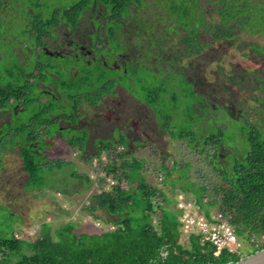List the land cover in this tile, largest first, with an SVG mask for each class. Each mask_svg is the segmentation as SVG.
<instances>
[{"label": "trees", "instance_id": "1", "mask_svg": "<svg viewBox=\"0 0 264 264\" xmlns=\"http://www.w3.org/2000/svg\"><path fill=\"white\" fill-rule=\"evenodd\" d=\"M5 1L12 2L7 6ZM11 1L0 0V24L3 17L5 19L11 17L3 14L6 8L9 7L13 16L17 13V4H21L19 13L24 20L29 21L25 25L26 31H23V34L35 36L37 42L35 45L40 48L45 47L46 40L53 37V32L50 33V30L58 31L62 25H65L66 28H71L72 32L76 31L87 8L98 10V13L99 10L100 13L103 10L105 13L102 16L106 20L109 17L110 23L119 27L115 28L117 29L115 32L112 29L109 34H103L105 35L104 41L100 35H97L101 50L105 54L110 53L105 58L106 67L99 61L95 62L99 64L91 62L77 64L81 66L80 68L91 72H83L79 82L62 81L59 83L63 89L72 92L83 91L84 86H88L86 84L92 85L90 77L88 78L89 74H97V82L91 86V90L87 91L97 93L95 97L91 95L94 98L93 101L86 96L80 100H75L74 94L70 96L71 108L68 110L76 115L75 121L81 117L77 114L80 106L84 104L94 106L101 100L99 97L102 94L107 95L113 89L114 83L110 81V78L114 74L110 72L109 67L113 56L120 54L129 57L131 48L134 47L141 51L148 45L143 39V27L150 29V24L157 27L158 34L156 35L161 36V44L157 42L158 39L153 42L156 45L155 49L158 47L161 50L164 47L165 51H169L170 58L167 63L177 59L182 61L186 59L188 60L186 65L190 64L191 55L205 54L206 50L223 46V43L229 44L230 41L238 38V34L264 36V0H71L76 1L72 6L64 9L56 5L54 6L55 11L48 17L44 16L43 12H39L41 11L40 6H43L44 1L47 2V0ZM143 12L153 18L152 21L149 20L151 23H146L145 19L139 16ZM136 19L142 20L143 24L133 25V20ZM144 23L148 26H144ZM81 25L84 24L81 23ZM129 25L134 28L130 36L124 30ZM166 28H172L173 31L164 33L163 30ZM136 29L138 30L135 31ZM176 37L177 42L183 43L185 51L183 57L179 56L180 53L176 52L173 45L170 49L169 44H172ZM88 39V34L79 35L75 45L80 43L84 46ZM113 42L117 44L114 49L110 48ZM251 47L254 52L264 54V48ZM109 48L110 52H108ZM34 55L37 61L44 58L46 63L51 62V59L46 57L42 51ZM152 56L158 60L162 58L158 57L157 50L153 51ZM99 57L101 55L96 56V58ZM71 60L74 61L75 58ZM154 63L153 67L150 66L151 68L147 62L140 64L151 72L150 69H156ZM74 68L77 69V67ZM163 69L166 67L163 66ZM139 71L137 70L134 76L128 71L125 73L124 77L132 78L127 82L128 92L132 91L131 88L135 81L138 85L142 83L138 76ZM42 72H47V69L42 61H38L26 77L24 85L0 86V109L10 111V108L15 106L27 109L30 105L36 104V108H41L42 111L35 115L31 123L34 121L33 124L36 126L37 124L44 125L48 120L47 108L53 106V100L50 99L48 104H42L39 98L29 99L32 90L34 88L37 90L38 84L44 82L46 78H43ZM54 72L58 77L62 74L61 70ZM117 72L120 75L123 73ZM33 73L36 74L33 75ZM78 73H69V76L75 77ZM183 73L182 82L191 85L192 91L187 93L182 87L180 98L178 99L174 93L171 101L174 103H180L181 100L190 101L193 104L194 113L201 116L199 109L207 110L206 104L208 103L198 91V87L202 86L201 78L193 75L191 71L190 73L183 71ZM46 75L49 76L47 73ZM187 77L200 82L201 85L198 83L194 87L193 82L187 81ZM29 78L32 80L31 83H29ZM48 80L52 84L56 81L55 78ZM95 85L100 87L98 91L93 89ZM256 85L264 95V81L256 77ZM153 91L149 93L152 94ZM53 97L56 102L59 101L56 95ZM256 101L260 105L258 110L262 114V119L259 121L263 124L264 98H258ZM146 105L154 111L153 107L147 103ZM12 110L14 113V109ZM221 110L223 114H226L227 119H222L218 123H212L208 118L201 119L195 129L192 114H188L185 122L189 125V131L185 137L179 139L187 140V145L194 147L195 143H189V141L196 142L201 137L198 149H203L205 146L210 147V165L214 170H219L218 176L223 186L213 192L212 200L208 202H204V198L210 197L205 184L180 186V192L186 197L191 195L195 207H200L207 218L211 216L209 209L219 205L216 214L233 228L241 254L228 253L223 250L218 257H214V247L208 242L202 243L200 237L190 235L182 238L179 220L182 211L177 208L179 201L175 193L176 186L180 185L181 181L170 180L172 170L176 167L169 170L161 166L164 173L161 181L172 192L171 195H167L163 189L154 188L147 183L144 160L134 157L127 143L122 140V143H118L123 147L122 151H114L110 156L108 152H105L110 164L103 167L102 171L105 172V176L99 177V184L95 186L97 190L89 197L87 205L83 208L85 213L101 222L105 228L92 234L76 233L77 225L71 221L58 225L54 230L51 224L43 223L40 225L39 236L30 241L25 238H15L13 229L0 238V264H235L244 258L241 242H247L253 247L250 255L264 250V130L260 125H251L246 114L240 113L238 119L233 120L228 109L220 108L218 104L212 109L213 112L218 111V113ZM41 113H43L42 120L37 118ZM56 115L57 120H67L62 114ZM224 120L228 121L227 125L231 123L230 125L237 127L239 139L245 142L248 148L245 153L240 151V155L236 157H231L235 156L231 154L224 158L222 151L225 148L232 150V147L224 140L226 130L223 128ZM209 124H213L212 129L207 128ZM202 127L206 132L202 131ZM34 139L32 133L22 139L23 144H18L21 148L22 166L27 175L25 184L27 191L40 194L55 192L67 196V192L71 193V190H74L72 186L76 187L78 184L79 186L84 184L86 189L92 188L89 177L76 171L68 173L67 178L61 177L59 173L66 171L65 168L74 164L70 161L45 162V155L42 152L52 145L45 148L44 143H40L41 148H32ZM67 144L70 149L79 154L80 158L86 157L88 142L84 139H71ZM91 147V152L98 153L97 158H99L102 150L108 151L115 145L104 143V146H101L103 149L100 148L95 152L94 147ZM163 159L166 160V157ZM217 161L222 162L216 165ZM189 168V163H186L179 171L183 169L187 175ZM109 177L117 178L115 182L112 181V185H109ZM181 178L184 180V177ZM58 179H62L66 184L60 186L56 182ZM124 183H126V188H124ZM17 219V224L21 223L18 217Z\"/></svg>", "mask_w": 264, "mask_h": 264}, {"label": "rangeland", "instance_id": "2", "mask_svg": "<svg viewBox=\"0 0 264 264\" xmlns=\"http://www.w3.org/2000/svg\"><path fill=\"white\" fill-rule=\"evenodd\" d=\"M76 1L47 0V2L44 1L43 6H40L39 10L41 11L39 12H43V15L48 17L55 11L56 8L54 6L60 5L64 9H67ZM5 2L7 6H9V3L12 1ZM20 6L21 4H17V13H14L13 16L9 7L6 8L3 14L11 17L6 19L3 17V21L0 24V86L2 87L22 86L25 84L26 77L32 72L38 61H42L45 67L47 65L46 59L40 58L38 61L35 59L34 54L38 53L40 50L39 48L34 49L37 43L36 37L23 34V31H26L25 25L29 21L24 20L20 15ZM149 9H151V7H149ZM97 11L88 10L84 13L82 22L84 25L86 24L87 27L83 29L81 26L80 33L77 36L78 38L79 35H89V39L86 41V44H84L88 50H91V46L93 48L97 47V50L100 48V45H97V40L99 38L97 35H100L101 39L104 41L105 35L103 36V34H109V32H112V29L115 32L117 30L115 28H119L117 25H112L110 23L109 17H107L106 20L105 17L102 16L105 13L103 10L101 13L100 10L99 13ZM107 16H109V14ZM139 16H142L146 23H148L149 20H153V18H150V16L144 12L140 13ZM146 23H144V26H148ZM142 24V20H133V25L135 26ZM92 26L95 28H92ZM133 29L134 28L129 25L124 30L125 33L130 36ZM156 29L157 27H153L151 24L150 29L143 27V39L148 45L141 50L142 43L140 47L141 51H138L137 48L134 47L129 51V57L132 62L128 61L125 67L133 76L136 75L137 70H140L138 76L139 79L142 80L141 84L138 85L135 81L132 85V91H130L131 93L129 94L134 99L132 98L133 100H130L129 97H126L122 89L117 88L119 83L126 88L127 82L132 78L129 76L124 77L118 74L116 70L110 69V72L114 74L110 78V81L114 83V87L109 94H112L117 89L116 95L107 97L109 94H102L99 98H102L101 102L103 104L100 105L99 112L96 109L87 108L89 106L82 110L83 116L80 117L82 118L81 125L87 128V130H93L100 128V125L103 123L104 127H106L102 130L104 136L100 137L98 132L91 131V138L89 140L87 133L77 129L69 132L65 131L64 134H62V141L56 143L53 141L52 143L43 144L45 148L52 145L50 150L44 152L45 162L54 163L56 161H70L74 164L73 166L65 168L66 171H61L59 173L61 177L67 178L68 173L76 171L79 174L89 177L92 182V188L86 189L84 184L80 186L78 184L76 187L72 186L74 190H71V193L67 192V196H62L55 192L40 194L26 191L25 183L27 181V175L22 166L19 148L15 145L17 142L23 144V140L21 139L35 131L34 126H31V121L42 109H37L36 104L33 106L30 105L17 116L12 115L13 117L9 118L7 124H5V116L0 118V238H3V236L14 229L15 238H25L29 241L34 240L39 236L40 225L43 223L51 224L54 230L58 225L71 221L77 225L75 230L76 233L92 234L93 232L104 229V225L91 215L85 213L83 208L87 205L89 197L97 190L95 186L99 184V177L105 176V172L102 171L103 167L110 164V160L107 159L105 152L109 153L113 150L122 151V146L118 145V143H122V140H124V134L121 129L124 126H128V124H130L131 127L129 134L133 141L143 144L142 147L139 146V148L137 146L131 150L136 158L144 160L146 167L145 178L149 185H152L154 188L163 189L164 193L167 195L172 194L171 189L161 181L164 176L161 170V166L163 165L169 170H172L174 166L176 167L175 170H172L170 180L181 181V184L176 186L175 193H177L176 198L178 201L181 200L180 202L182 203H191L194 205V199L191 195L186 197V195L181 194L180 186L190 187V184H195L197 186L205 184L210 197L204 198V202L211 201L213 192L218 191L223 186L221 178L218 176L219 170H214L210 165V147L205 146L203 149H198L201 144V137L198 138L196 142L189 141V143H195L194 147L188 146L187 140L179 138L185 137L186 133L189 131V125L185 121L190 113L192 114L194 129L198 123H200L201 119L206 120L208 118L212 123H218V121H222V119H227L225 117L226 114H223V110L219 111V113L218 111H212L217 104L220 108L228 109L232 114L233 120H237L240 113L246 114L251 125H260L261 129L264 130V123L261 124L259 121L262 119V114L258 110L260 105L256 101L258 98H264L263 93L256 85V77L264 81V54L254 52L251 47L260 46L264 48V36H251L245 33L238 34V38L230 41L229 44L223 43V46L206 50L205 54L201 56L193 57V55H191L193 58L187 67L184 63L187 61L186 59L183 61L177 59L176 61L167 63V60L170 58L169 51H165L164 47L161 50L158 47L155 49L156 45L153 41L158 39L157 42L161 44L162 39L161 36L156 35L158 34ZM171 31H173L172 28L163 30L164 33ZM54 34H56V39L60 42L67 41L63 28L54 31ZM177 37L169 46L171 49V45H173L176 52L180 53L179 56L183 57L185 55L183 43L177 42ZM48 44H50L48 50L55 51L54 44H52L51 41H49ZM116 45L117 44L113 42L110 48L114 49ZM231 45L233 47H231ZM23 48H27V50L23 51ZM110 48L108 52H110ZM31 50L33 52H27L28 56L24 62L22 54ZM154 50H157L159 53L158 57H162L160 60L153 58L152 53ZM59 51L62 54L59 57H47L53 60L52 71L61 70V76H55L56 81L52 84L48 79L54 78L50 76L47 77L46 72H42L43 78H46L41 84L51 85L52 87L49 88L53 90L52 94H55L57 96L56 99H59L57 102L54 98L52 99V108L57 110L55 114H62L65 119L73 121L76 115L68 110L71 108L70 96L74 94L75 100H80L83 96H86L93 101V97H95L97 93H88L87 91L91 90V86L97 82V74H89L88 78L90 77L92 85L86 84L90 87L84 86L83 91L72 92L63 89L59 84L60 82H79L83 72L87 73L91 71L77 66V64L82 65L83 60L81 62L76 60L72 61L71 58L65 56L66 52ZM32 53L34 54L32 55ZM98 55H103L107 58L110 53H97V56ZM91 56L93 57V54H91ZM135 60H137L136 64H133ZM145 62L149 64V67H153L152 65L155 62L154 67L156 69H150L151 72H148L149 69L142 65ZM67 66H69V69L77 67L76 72H79L77 76H69V71L63 69V67ZM163 66H165L166 69H163ZM145 68H147V70H145ZM185 69H187V73L191 71L193 75L200 77L202 87L199 86L198 89L204 90V88H206L207 93L210 94L209 97L211 99L207 96L204 97L205 100L208 101L206 104L207 110L199 109L201 116L194 113V108H192L193 104L190 101L181 100L179 101L180 103L171 101V97L174 93L177 95L178 99L180 98L179 94L181 95L182 87L187 93L192 91L191 85L182 82V77L184 76L183 71ZM31 82L32 80L30 79L29 83ZM198 83L200 84V82ZM41 84L38 85L37 90L36 88L32 90L29 99L40 97V103L48 104V102H46L48 98L39 92L44 90ZM93 89L98 91L100 87L95 85ZM150 91L154 93L150 94ZM91 95L93 97H91ZM134 101L144 105L147 103L154 108V111L149 108L151 112H146L143 108L137 106L139 105L138 103L135 105ZM143 114H145L144 118ZM103 115L104 118L102 119L101 116ZM154 116L157 119V123ZM37 118L42 120L43 113L39 114ZM105 119H108V121H105L106 123L104 122ZM94 121H96L95 124ZM227 122V120L223 121V128H226L224 131V140L227 141V145L232 147L233 152L225 148L222 154L224 158L231 154H235V156L231 157H236L240 155V151L245 153L248 148L246 143L239 139L237 127L230 125L231 123L227 125ZM212 126L213 124H209L207 128L212 129ZM39 127L40 126L37 128L39 129ZM156 127L160 131H157ZM49 129L51 131L53 128ZM113 129L114 131L107 136ZM203 130L205 129L202 127V131ZM48 134L51 135L50 133ZM41 136H43L42 132H40V137ZM71 139H84L86 142H92L94 140V143H88L85 158H80L77 152L69 148L67 143ZM150 140H154V143L151 144ZM104 143L115 145V149H109L108 151L102 150L100 157L97 158L99 154L92 153L91 146L94 147L93 150L95 152L100 149L101 146H104ZM164 157H166V160L163 159ZM221 162L222 161H217L216 165H219ZM186 163L190 165L187 175L183 169L179 171ZM181 177H184V180ZM116 179L117 178L114 179L113 177H109V185H112V181H116ZM56 182H58L60 186L66 184L63 183L64 181L62 179H58ZM126 187V183H124V188ZM193 207L196 209L195 205ZM218 208L219 205L210 208L209 215L216 214ZM197 209V212L201 216H205L200 207ZM17 217L21 221L19 224H17ZM241 245L243 247V256L246 258L253 251V247L247 242H241Z\"/></svg>", "mask_w": 264, "mask_h": 264}, {"label": "flooded vegetation", "instance_id": "3", "mask_svg": "<svg viewBox=\"0 0 264 264\" xmlns=\"http://www.w3.org/2000/svg\"><path fill=\"white\" fill-rule=\"evenodd\" d=\"M0 14H1V12H0ZM81 26H82V28L84 29L85 27H87L86 26V24L85 25H80L79 27H77V31H74L73 32V38H74V40L77 38V36H78V34H79V32H80V29H81ZM75 42H76V40H75ZM78 43V42H77ZM67 46H69L70 47V51L68 52V55L66 56V57H68V58H75V60L76 61H82L83 60V62H91L92 64L93 63H95V62H97V61H99V63H105L106 62V59H103V60H101V59H95L94 57H92L91 56V51L90 50H88L85 46H83V45H80V43L79 44H77V45H73V43H71V42H69V43H67L66 44ZM34 49H35V47H34ZM39 51H42V53L44 52L45 54H51V52L47 49V47H41V49L39 50ZM53 52H55V53H57L56 51H53ZM58 55V54H57ZM119 55V56H118ZM114 58L110 61L111 63H110V68L111 69H114V70H116V71H121V72H123L122 73V75L124 76L125 75V73L127 72V69L126 68H124L125 66H126V64H127V62L128 61H131V58H129V57H127L126 55H120V54H115L114 56H113ZM136 61L137 60H135V63H133V64H136ZM132 62V61H131ZM99 63H95V64H99ZM184 72L186 73L187 72V69H185L184 70ZM187 81H190V82H193V84L192 85H194V87H196V84H198V81L196 82L195 80H193V79H191V78H189V77H187ZM43 87H44V90H41V91H39L40 93H42V95L43 96H45L46 98H48V101H46V102H48L49 103V101H50V99H53L54 97L53 96H55V94H52L53 93V90H51V88H49V87H52L51 85H49V84H47V85H42ZM202 87V86H201ZM117 88H120V89H122L123 90V92H124V94H126V97H129L130 98V100L133 98L129 93L130 92H126L125 91V89L126 88H124L123 86H122V84H121V86H118ZM54 89V88H53ZM116 91H117V89H116ZM116 91L114 92V94L113 95H116L115 93H116ZM198 91H199V93H201L202 95H203V97H205V96H207V97H209L210 96V94H208L207 93V91H206V88H204V90H201V89H198ZM112 96V95H111ZM110 96V97H111ZM39 98V102H40V97H38ZM103 98H106V97H103ZM102 99V98H101ZM134 99V98H133ZM132 99V100H133ZM205 99V98H204ZM209 99H211L210 97H209ZM136 101V100H135ZM134 101V102H135ZM42 103V102H41ZM136 103H138L139 104V102H135V105H137ZM42 104H47V103H42ZM103 103L101 102V100L97 103V104H95L94 106H91V105H87V104H84L82 107L80 106L79 107V111L77 112V114H80L81 112H82V110L85 108V107H87V106H89V107H87V108H90V109H96L98 112H99V108H100V105H102ZM137 106H139V107H141V108H143L146 112H149L150 111V109H149V107L147 106V105H144V104H139V105H137ZM11 109H14V113H13V110L11 111ZM17 109H18V111H17ZM25 109H23V108H19V107H11L10 108V111L9 110H7V109H0V118H2V116H5L4 118H5V121H6V123L5 124H7L8 123V120H9V118H11V117H13L12 115H18V114H20L21 112H23ZM55 112H56V110L54 111V109L51 107H48L47 108V118H48V120H47V122L44 124V125H38L37 124V126L35 125V124H33V122H32V124H31V126H34V128H35V131L33 132V136L35 137V139H34V141L32 142L33 144L31 145L32 146V148H37V147H39V148H41V146H40V143H52L53 141H54V143H56V142H58V141H62L63 140V137H62V134H64V132L66 131V132H69V131H71V130H81L82 132H84V133H87L88 134V136H89V140H90V138H91V131H94V132H98V135L100 136V137H103L104 135H103V133L104 132H102V130H104L106 127H104V124L102 123L101 125H100V128H96V129H93V130H87V128H85L83 125H81L82 124V118H77L76 119V121L75 120H73V121H71V120H57V118H56V114H55ZM136 112V111H135ZM139 112H140V110H139ZM151 112V111H150ZM153 113V112H152ZM154 114V113H153ZM82 115V114H81ZM102 117V119L104 118V115L103 116H101ZM145 117V114H143V118ZM105 121H108V119H105L104 120V122ZM106 123V122H105ZM156 123H157V119H156ZM3 124V123H2ZM94 124H95V122H94ZM1 126V125H0ZM38 126H40L39 127V129L37 128ZM49 128H53L51 131H50V129ZM117 128H119V127H117ZM49 129V130H48ZM38 130H39V132H38ZM131 130V127H130V124H128V126H124L122 129H121V131L123 132V134H124V141H125V143H127V145L129 146V147H131V143H132V141H133V139H132V137H131V135L129 134V131ZM156 130L157 131H160L157 127H156ZM114 131V129L113 130H111L108 134H107V136L108 135H110L111 134V132H113ZM40 132H42V134H43V136H41L40 137ZM48 133H50L51 135H49ZM146 134H147V132H146ZM23 139V138H22ZM21 139V140H22ZM99 139V138H98ZM20 140V141H21ZM94 141V140H93ZM88 142V143H94V142ZM150 142L151 143H154V140H150ZM20 142H17V144H16V147H18L19 148V152L21 151V148H20V145H18ZM36 143H38V144H36ZM52 148V146L49 148V149H46V150H44L42 153L44 154V152L45 151H47V150H50ZM90 149V148H89ZM89 154V153H88ZM45 155V154H44ZM26 184V183H25ZM25 190H26V187H25ZM27 191V190H26ZM37 193V192H36Z\"/></svg>", "mask_w": 264, "mask_h": 264}, {"label": "built area", "instance_id": "4", "mask_svg": "<svg viewBox=\"0 0 264 264\" xmlns=\"http://www.w3.org/2000/svg\"><path fill=\"white\" fill-rule=\"evenodd\" d=\"M180 201L177 203V208L182 211L179 218L182 238L190 235L200 237L202 243L208 242L214 247V257H218L223 250L228 253L241 254L233 228L220 215L213 214L208 218L201 216L197 212L198 209L193 207L194 205Z\"/></svg>", "mask_w": 264, "mask_h": 264}, {"label": "clouds", "instance_id": "5", "mask_svg": "<svg viewBox=\"0 0 264 264\" xmlns=\"http://www.w3.org/2000/svg\"><path fill=\"white\" fill-rule=\"evenodd\" d=\"M90 11V10H92V11H94L93 9H91V8H87V10L85 11V12H87V11ZM84 17V16H83ZM83 19V18H82ZM82 19L79 21V25H78V27L81 25V23H83L82 22ZM61 28H63L64 30H65V39H67V41H64V42H60L59 40H57L56 39V34H54V31H51L50 30V33L51 32H53V37L52 38H49L48 40H46V46L45 47H47V49H48V47L50 46V44H48V42L49 41H51L52 42V44H54V49H55V51L57 52V53H55V52H53V51H51L50 50V52H51V54H44V55H46V57L47 56H52V57H59L60 55H62L61 54V52L59 51V50H61L62 52H66V55L65 56H67L68 55V52L70 51V47L69 46H67L66 44L67 43H69V42H71V43H73V45H75V40H74V38H73V32H72V29L71 28H66V26L65 25H62L61 27H60V29ZM92 28H95L94 26H92ZM81 30V29H80ZM138 29H136L135 31H137ZM76 31H77V28H76ZM80 33V32H79ZM63 43H65V44H63ZM99 43H97V45H98ZM35 48H39V49H41L40 47H36V45H35ZM97 47H92L91 46V53L93 54V57L95 58V59H101V60H103V59H105V57L103 56V55H101V57H99V58H96V56H97V53H104L102 50H101V48H99L98 50L96 49ZM59 49V50H58ZM25 50H27V48H23V51H25ZM94 50H96V51H94ZM27 52H33L32 50L31 51H26L25 52V54H22V56H23V58H24V62H25V60H26V58H27ZM40 52V51H39ZM38 52V53H39ZM32 54H34V53H32ZM58 54V55H57ZM105 54V53H104ZM202 54L200 53L199 55H194V56H201ZM193 56V57H194ZM193 57H191V60H192V58ZM50 59V58H49ZM52 63H53V60L51 59V62L50 63H47V65H46V69H47V74L50 76V77H52V78H55V76H57L56 74H55V72L54 71H52V68H53V65H52ZM185 64H187L188 63V60L186 61V62H184ZM101 64V63H100ZM103 65H104V67H106V63H103ZM187 67H188V65H187ZM186 67V68H187ZM63 69H65L66 71L68 70L69 71V73H71V74H75V72H76V69L73 67V68H71V69H69L68 67H63ZM121 72V71H120ZM36 73H34L33 75H35ZM38 85H40V84H38ZM41 85H43V84H41ZM119 86H121V84H119ZM125 91L126 92H128L127 91V89H125ZM114 94V92L112 93V94H110V95H108L107 97H110L111 95H113ZM12 104V103H11ZM15 107H18V106H15ZM82 107V106H81ZM83 108V107H82ZM82 114V115H81ZM80 116L82 117L83 116V113L81 112L80 113ZM95 123H96V121H94ZM16 146V145H15ZM112 149H115V147H113ZM122 150H123V147H122ZM114 151H117V150H113V151H111V152H109V156H110V154L112 153V152H114ZM118 152H120V151H118ZM106 155V154H105ZM107 156V155H106ZM108 159V158H107ZM115 182V181H114ZM113 184V183H112Z\"/></svg>", "mask_w": 264, "mask_h": 264}, {"label": "water", "instance_id": "6", "mask_svg": "<svg viewBox=\"0 0 264 264\" xmlns=\"http://www.w3.org/2000/svg\"><path fill=\"white\" fill-rule=\"evenodd\" d=\"M235 264H264V250L249 255L246 258L239 260Z\"/></svg>", "mask_w": 264, "mask_h": 264}, {"label": "crops", "instance_id": "7", "mask_svg": "<svg viewBox=\"0 0 264 264\" xmlns=\"http://www.w3.org/2000/svg\"><path fill=\"white\" fill-rule=\"evenodd\" d=\"M139 104H140V103H139ZM154 119L156 120V117H155V116H154ZM151 144H152V143H151ZM142 145H143L142 143H138V142L135 143L134 141H132V143H131V147H129V146H128V147H129V150L132 152V150H131L132 148L137 147V146H138V147H139V146L142 147ZM140 147H139V148H140ZM133 156H134V154H133ZM134 157H135V156H134ZM138 159H139V158H138Z\"/></svg>", "mask_w": 264, "mask_h": 264}]
</instances>
